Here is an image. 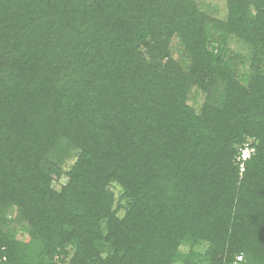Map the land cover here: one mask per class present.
Instances as JSON below:
<instances>
[{
	"label": "trees",
	"instance_id": "1",
	"mask_svg": "<svg viewBox=\"0 0 264 264\" xmlns=\"http://www.w3.org/2000/svg\"><path fill=\"white\" fill-rule=\"evenodd\" d=\"M226 11L0 0V264H264V0Z\"/></svg>",
	"mask_w": 264,
	"mask_h": 264
},
{
	"label": "rangeland",
	"instance_id": "2",
	"mask_svg": "<svg viewBox=\"0 0 264 264\" xmlns=\"http://www.w3.org/2000/svg\"><path fill=\"white\" fill-rule=\"evenodd\" d=\"M202 10L211 13L214 17H218L220 19H224L226 17V0H197ZM176 44V43H175ZM231 48L243 56L249 58V52L238 42L233 40L230 44ZM205 103V96L199 95L195 96L192 95L190 105L193 106L197 111L200 110L202 105ZM117 196H118V190H117ZM16 215V212L13 211V213H9V217H14ZM20 239L24 241H29L28 235H20Z\"/></svg>",
	"mask_w": 264,
	"mask_h": 264
},
{
	"label": "built area",
	"instance_id": "3",
	"mask_svg": "<svg viewBox=\"0 0 264 264\" xmlns=\"http://www.w3.org/2000/svg\"><path fill=\"white\" fill-rule=\"evenodd\" d=\"M253 152H254V149H251L249 145H246L245 148L242 149L241 155L238 159L242 170L244 167V162H246L251 157ZM242 259H243L242 257H239L238 261H242Z\"/></svg>",
	"mask_w": 264,
	"mask_h": 264
}]
</instances>
